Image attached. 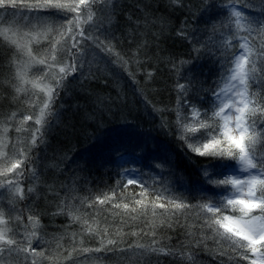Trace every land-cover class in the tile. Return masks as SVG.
<instances>
[{"label": "trees", "instance_id": "16d2710c", "mask_svg": "<svg viewBox=\"0 0 264 264\" xmlns=\"http://www.w3.org/2000/svg\"><path fill=\"white\" fill-rule=\"evenodd\" d=\"M116 3L106 6L105 13L114 52L127 65L118 61L122 66H95L87 77L68 75L55 100L57 104L63 100L61 107L54 109L55 103L51 107L52 114L58 116L54 125L48 124L49 120L43 128L35 123L42 107L39 96L30 87L15 91L9 63L14 53L6 43L0 44V139L7 131L10 139V159L0 161V168L16 162L15 156L20 162L16 172H23L18 180L24 193L18 203L21 219L14 227L25 230L26 238L20 236L18 246L37 253L45 249L42 256L35 257L36 264L87 263L91 254L105 264H251L254 257L250 252L234 247L204 226L205 215L198 207L206 198L220 200L221 188L208 181L223 178L225 168L211 165H234L236 161L192 152L179 139L176 126L178 111L189 120V109L182 101L178 104L177 84L190 88L188 100L199 109L201 119L206 110L211 115L214 104L209 90L218 83L224 85L220 83L224 69L219 63L218 37L220 43L226 40L235 45L233 52L241 51L239 43L243 41L232 40L229 31L221 27L229 13L218 6L227 0H182L180 6L172 0ZM19 10L0 9V29L12 23L18 14L11 13ZM245 14L260 15L255 10ZM199 18L201 23H192ZM181 26L186 28L187 38L177 35ZM210 39L216 43L205 47ZM248 40L250 47L258 46L260 36L253 33ZM145 42L146 47L141 48ZM193 46L200 49L199 59ZM209 47L215 55L208 53ZM181 61H190L184 66L194 68L195 73L185 72ZM249 83L250 92L264 96V87ZM28 115L31 120L24 119ZM36 128L43 129V143L37 134L33 146ZM22 151L31 156L30 162L23 161ZM261 151L264 146L257 144V152ZM132 154L141 155L142 166L149 170L144 196L139 186L125 187L119 159ZM30 167L39 172L33 174ZM10 174L0 180L16 177ZM29 188L34 191L29 193ZM156 192L163 193L160 199L155 198ZM176 203L191 207L177 209ZM124 204L129 207L125 209ZM33 221H38L35 228ZM32 232L36 235L29 245ZM170 252L175 255L166 254ZM242 253L249 259H243ZM8 259L17 264L14 258Z\"/></svg>", "mask_w": 264, "mask_h": 264}, {"label": "snow or ice", "instance_id": "6c2138e0", "mask_svg": "<svg viewBox=\"0 0 264 264\" xmlns=\"http://www.w3.org/2000/svg\"><path fill=\"white\" fill-rule=\"evenodd\" d=\"M101 0H0V9H26V13H20L24 20V27L29 31H16L15 35H9L14 31L15 26L6 28L0 32V44L6 43L10 50L14 53L9 58L11 69L13 70L15 91L20 93L25 91L24 86L31 84L33 89L39 88L45 96L41 99L43 107L40 109L41 119H37L35 123L41 125L42 119L47 114L51 115V105L55 103L59 96V90L64 87V80L70 74L79 73L81 76L92 75V69L96 65L104 63L116 64L118 61L126 65L122 57L114 52V46L111 41L114 39L110 31L104 27L103 19L99 23L93 24L87 34L80 26L79 11L80 6H85L90 10L93 4L100 3ZM174 5L180 6L182 0H172ZM238 5H242L238 9ZM229 13L227 18L221 23V27L229 31L232 40L239 39L243 41L239 43L241 51L233 52V44L222 41L217 45L220 49L219 63L224 69V75L221 76L220 83L224 87L217 84L216 88L210 91V95L217 103L211 109V115L206 110L203 118H200V112L197 107L188 100V92L190 88L184 84H177L178 104L183 103V107L190 110L193 120L189 121L188 117L182 116L177 112L176 126L179 129V139L184 144L201 157L221 158L223 161L238 162L240 169L247 172L244 178L235 176H223L219 179H209V184L215 185L217 188H223L228 194L222 199L212 201L206 198V201L198 207L205 215V227L213 230V232L222 239L228 240L234 247L244 249L250 252L252 257L251 264H264V151L257 152V144L264 146V96L258 92H250V81L258 87H264V0H257L255 4L252 0H227V3L220 5ZM55 10V14L67 21L66 30L69 33L68 38L59 48L60 60H57L56 40L49 41V48L45 53V58L37 59L33 56L30 44L35 41L39 43L40 29L47 31V21L44 20L40 13H47ZM249 10H255L260 15L251 17L245 13ZM69 13H77L75 17H69ZM12 12L11 15H17ZM88 21L92 20V13L89 11L86 16ZM187 23V22H185ZM62 27H65L62 25ZM216 27L215 25L213 26ZM235 29V31H233ZM186 28L181 26L177 31V35L186 37ZM244 31L247 35H240ZM36 33V36H33ZM253 33L260 36L258 46H249L248 37ZM63 36V33H58ZM154 38L155 34H153ZM215 41H206L204 46ZM141 48L146 47V42L140 45ZM193 52L197 53L196 59H199L200 49L193 46ZM208 53L215 55L212 48H208ZM115 55L116 60H110L109 57ZM16 57L25 59L17 62ZM48 57L52 63L48 62ZM139 63V57H136ZM59 63L63 66L59 67L56 72L58 79L54 80V86L49 87L42 85L37 81H29L27 76L29 69L33 64L44 65L41 71L53 69V64ZM181 65L191 63L190 61H181ZM173 67H176L173 64ZM87 68V71L85 69ZM103 70V69H101ZM151 73H147L151 78ZM217 88L219 90L217 91ZM231 93V95H228ZM203 101V98H201ZM25 120H31L32 116L24 117ZM46 123V121H45ZM7 129H5V132ZM19 131V129H18ZM43 143V129L36 128L33 133L32 145L36 143V137ZM120 153V149H117ZM123 158V157H121ZM232 164L219 163L212 164V168L232 167ZM157 167H161L157 165ZM20 168V162H12L7 168H0V176H6L8 173L16 172ZM23 175L22 170L16 172L17 179ZM209 172L204 170V176L208 177ZM217 175H221L217 173ZM8 184L13 181L9 179ZM139 184L141 189L140 195L144 196L147 189L143 183L136 178H129L128 185ZM29 193L34 189L29 188ZM15 194L23 198V190L19 187L15 188ZM163 193L156 192V199H160ZM107 199V197H105ZM104 199L100 200L103 204ZM142 204L141 200L136 201ZM164 208V204L158 205ZM120 207V205H116ZM123 207L127 209L128 204ZM177 209L191 207L184 203H176ZM135 211V209H133ZM258 213V214H257ZM31 219V218H30ZM76 219V217H73ZM3 213L0 212V225H4ZM38 225V221H33V228ZM9 229L7 227L0 228V252L7 250L9 253L16 250L13 246L18 247L15 238H9ZM16 233H13L14 237ZM32 232L28 237L29 245L31 239L35 237ZM43 243V241H41ZM114 243V241H109ZM139 247H143L140 245ZM152 251H163V249H151ZM19 251L27 252L28 248H19ZM87 251V249H85ZM35 255H43V253H34ZM175 255L174 253H166ZM243 259L249 257L242 253ZM194 259V257H188ZM33 264L36 261L33 260Z\"/></svg>", "mask_w": 264, "mask_h": 264}, {"label": "rangeland", "instance_id": "374dc122", "mask_svg": "<svg viewBox=\"0 0 264 264\" xmlns=\"http://www.w3.org/2000/svg\"><path fill=\"white\" fill-rule=\"evenodd\" d=\"M111 1L109 0H101L100 3H96L93 4L91 9L88 10L86 9L85 6H80V11H79V17H80V24L84 25V28H86L87 30H89V28L96 23H99L101 21V19H103L104 22V27L109 31L110 29V20L109 18H106V6L107 5H111L110 4ZM105 6V7H104ZM109 7V6H107ZM98 9V10H97ZM239 9V6H238ZM99 13V15H101L99 17V19H97L96 21H94V11H96ZM28 10L26 9H20L18 12V17L13 18V22L10 24H7L6 26L2 27L0 29V32H3L6 28L9 27H13L14 31L12 33H10L9 35H15L16 31H20V32H25V31H29V29L24 27V20L22 19V16L20 15V13H26ZM92 13V20L88 21L86 19V16L88 15V12ZM49 13H52V16H48ZM41 17L47 21V31H45L44 28L40 29V37H39V43H36L35 41H33L30 44V48L32 51L33 56H35L37 59H41V58H45V53L47 52L48 48H49V41L52 40H56V49H57V60L61 59V56L59 54V48L60 46L64 43V41L68 38L69 33L66 30V26H67V21L63 18H61V16L55 14V10H52L51 12H47V13H40ZM77 15V13H69L68 16L69 17H75ZM251 15V14H249ZM54 16V18H52ZM65 26V27H62ZM63 33V36L58 35V33ZM242 33V31L240 32V34ZM36 33H33V36H36ZM213 36H216V33H213ZM3 39V37H1ZM218 43H220V37H218ZM24 58L21 57H16L17 62H22ZM110 58V57H109ZM116 60V59H114ZM48 62L52 63L51 58L48 57ZM63 66L62 64L59 63H55L53 64V69L51 71L48 70H44L41 71V69H44L45 66L44 65H39V64H33L31 66V68L29 69V74L27 76V79L29 81H37L38 83H41L42 85H47L49 87H53V78L56 76V72L58 71L59 67ZM96 66H102L103 68H105V66H122L118 63L116 64H112V63H104L101 65H96ZM28 87H30L35 93H37V95L40 98H43L45 96L44 92H41L39 88L33 89L31 87V84L25 85L24 88L27 89ZM224 87V85L222 86ZM228 95H231V93H228ZM213 98V97H212ZM213 104L217 103V101H215L214 99H212ZM40 106L43 107L42 104L39 103ZM41 107V108H42ZM39 108V112L40 109ZM189 120H193V117L190 113L189 110ZM38 119L39 116H38ZM37 120V118H36ZM9 131H7V133H5V135L0 139V161H4V159L8 158V153L10 152V139L8 137ZM13 155H11L12 157ZM123 158H120L121 163H122V169H123V175L126 179V181L129 178H136L138 181H140L141 183H146L147 180L149 179V170L148 172L146 171L147 169L144 168V166H142V162H143V157L141 155H124L122 156ZM10 159V157L8 158ZM5 167V166H4ZM17 171V170H16ZM14 174H16V172H12ZM12 173L10 174L12 176ZM222 174L225 176H235L237 178H244L248 175L247 172H244L240 169V166L238 164V162H236L232 167H228L227 169H225L224 171H222ZM21 177V176H20ZM19 177V178H20ZM19 178L17 179V177H15L12 181V184H8L7 183V179L5 180H0V212L3 213V219L5 220V224L4 225H0V228L3 227H7L9 229L8 235L9 238H15L17 240V242L21 241V237H25L26 238V231L20 229V230H16L14 227V223H18L19 220L21 219V216H19V210H18V203L20 200H22V198H20L19 196H17L15 194V188L19 187L23 190L22 186L20 185V182L18 181ZM135 186H139V184H134ZM140 187V186H139ZM228 193L225 192L223 190V188H221V191L219 193V198L222 199L225 195H227ZM3 208V209H2ZM4 210V211H3ZM32 226V225H31ZM33 227V226H32ZM35 231V230H34ZM16 233V235L13 237L12 234ZM21 236V237H20ZM41 245V244H40ZM3 246L0 245V248H2ZM14 247V246H13ZM15 248V247H14ZM19 248H25L22 246H16V250L12 251L11 253H9L7 250H4L3 252H0L1 254H3V256H0V264H11L9 258H14L15 260H17V264H33V260H35V257H37V255H35L34 253H37V251L35 249H31V251H27V252H22L19 251ZM42 248H45L44 246H42ZM45 250L42 249L41 252ZM103 251L105 250H100V252L103 253ZM44 253V252H43ZM105 254V253H104ZM137 255V254H136ZM89 257H93L90 258V262H85V263H79V264H105L102 263V260H96L97 256L96 254L94 255H89Z\"/></svg>", "mask_w": 264, "mask_h": 264}, {"label": "bare ground", "instance_id": "6f19581e", "mask_svg": "<svg viewBox=\"0 0 264 264\" xmlns=\"http://www.w3.org/2000/svg\"><path fill=\"white\" fill-rule=\"evenodd\" d=\"M109 1H111L110 2V4L111 5H107V6H116V0H109ZM105 7V6H104ZM95 13H94V16H93V18H94V21H96L97 19H99V13L97 12V10L96 11H94ZM52 13H49V15L48 16H52L51 15ZM52 18H54V16L52 17ZM196 22H198V23H201L200 22V18L198 19V20H192V23H196ZM80 26L84 29V31H85V33L87 34V32H88V30L86 29V28H84V25L83 24H80ZM114 41H113V39H112V41H111V43H113ZM198 55V54H197ZM127 65V64H126ZM129 66V65H128ZM183 69L185 70V72H188V73H195V70H194V68H191L190 66H184L183 65ZM87 70V68L85 69V71ZM66 80H68L67 78H66ZM72 91H74V90H72ZM127 91V90H126ZM41 99L42 98H38V102L40 103V104H42L41 103ZM63 101V100H62ZM62 101H60L59 103H61ZM59 103L57 104V102L55 101V106H54V104H52L51 105V107H53L54 106V109L55 108H57V107H61L60 105H59ZM52 110V109H51ZM38 116H39V118L41 119V116H40V112H39V114H38ZM38 116L36 117L37 119H38ZM57 114H51V115H48L47 114V110H46V113H45V116L43 117V119H42V123H41V125H42V128L45 126V124H47V123H44V121H46V120H49V123L48 124H50V125H54L55 124V122H56V120H57ZM51 127V126H50ZM20 153V155H22L23 156V158H24V160L23 161H27V162H30L32 159H31V156L27 153V152H25V151H22V152H19ZM93 157V156H92ZM91 159V161H94L93 159L94 158H90ZM13 160L14 161H18V159L15 157V156H13ZM121 159H119V162H120V164L122 165V163H121V161H120ZM30 169H31V171L33 172V174H36V173H38L39 172V169H34V167H30ZM15 248H16V246H15ZM0 256L2 257L3 256V254H1L0 253Z\"/></svg>", "mask_w": 264, "mask_h": 264}]
</instances>
